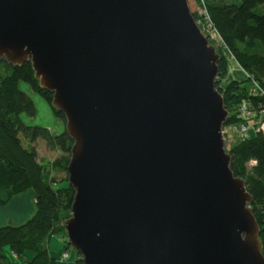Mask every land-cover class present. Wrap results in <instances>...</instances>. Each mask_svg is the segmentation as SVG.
I'll use <instances>...</instances> for the list:
<instances>
[{
	"label": "water",
	"instance_id": "1",
	"mask_svg": "<svg viewBox=\"0 0 264 264\" xmlns=\"http://www.w3.org/2000/svg\"><path fill=\"white\" fill-rule=\"evenodd\" d=\"M31 63L74 141L68 243L84 264H264L189 0H0V62Z\"/></svg>",
	"mask_w": 264,
	"mask_h": 264
},
{
	"label": "trees",
	"instance_id": "2",
	"mask_svg": "<svg viewBox=\"0 0 264 264\" xmlns=\"http://www.w3.org/2000/svg\"><path fill=\"white\" fill-rule=\"evenodd\" d=\"M205 2L209 18L228 50L264 92V14L257 12L260 6L264 7V0ZM198 4L199 0H189L190 8L195 7L191 8L194 19H198L201 9ZM220 61L218 77L224 81L229 74L228 62L222 57ZM21 83L28 84L48 104L53 99L52 93L39 88L31 63L14 68L4 59L0 62V207L31 191L36 202V214L31 220L21 227L0 228V264H58L50 255L49 243L72 217L75 191L68 179L59 182L54 175L67 172L74 141L66 132L57 135L47 128L24 125L23 115L35 118L37 114L36 104L21 91ZM215 84L229 112L226 128L245 122L238 113L242 103L249 104L256 114L264 109V96L253 95L245 84ZM53 113L67 124L63 112L53 109ZM40 141L51 152L60 153L59 158L48 165L40 161L35 147ZM229 153L232 171L246 181L247 192L253 199L252 212L260 225L264 247V133L260 130L255 137L238 142ZM77 255L75 264H84L80 253Z\"/></svg>",
	"mask_w": 264,
	"mask_h": 264
},
{
	"label": "rangeland",
	"instance_id": "3",
	"mask_svg": "<svg viewBox=\"0 0 264 264\" xmlns=\"http://www.w3.org/2000/svg\"><path fill=\"white\" fill-rule=\"evenodd\" d=\"M227 2L229 4L238 3V0H227ZM204 3H206L205 0H199L198 6L200 5L201 9L198 13V19H195L197 26L202 30L204 36L210 41V43L215 45L221 57L228 62L229 74L227 78L222 81L220 77L217 76L215 82L220 81L223 83L224 87H227L231 82L238 81L248 86V89L251 93H260L262 96H264V92L259 87V84L251 81L248 73L242 69V67L231 54L230 50H228L224 40L221 39L219 33L214 28L212 21L210 22L207 18L206 13L202 12V9L205 8ZM192 9H195L194 5ZM257 12L259 14H264V7L260 6L257 9ZM20 89L22 92L28 94L36 104V117L31 118L29 116L23 115L22 121L24 125H26L27 127L31 126L47 128L50 132L57 135L66 132V124L60 122L56 118L55 113H53L52 104H48L39 94L33 92L28 84L21 83ZM241 105L242 106L238 108V113L244 118L245 122L243 124L234 126L236 128L225 127L223 130L224 138L226 139L225 149L228 153L231 151V148L233 146L238 144V142L244 139L255 137L260 130H262V132L264 133V117L261 118L260 115H257L249 106V104L242 103ZM35 147L37 148L40 161L44 162L46 165L52 163V161H55L60 156V153L54 151L51 152L43 141L37 142L35 144ZM54 176L59 182H62V180L64 179H68L67 172L55 174ZM67 183L69 184V182ZM51 243H57V252H59L58 259L61 263L75 264L79 255H77L78 253L74 251L68 243V233H66L65 227L63 231L60 230L58 231V233H56V235L52 238Z\"/></svg>",
	"mask_w": 264,
	"mask_h": 264
},
{
	"label": "crops",
	"instance_id": "4",
	"mask_svg": "<svg viewBox=\"0 0 264 264\" xmlns=\"http://www.w3.org/2000/svg\"><path fill=\"white\" fill-rule=\"evenodd\" d=\"M35 193L27 192L19 197H15L6 207H0V228L21 227L32 219L36 214ZM50 255L57 259L58 264H63L58 259V245L49 243Z\"/></svg>",
	"mask_w": 264,
	"mask_h": 264
},
{
	"label": "built area",
	"instance_id": "5",
	"mask_svg": "<svg viewBox=\"0 0 264 264\" xmlns=\"http://www.w3.org/2000/svg\"><path fill=\"white\" fill-rule=\"evenodd\" d=\"M204 4H205V3H204ZM202 12H203V13H206L207 18H208L209 21L211 22V19L209 18V15H208V12H207V10H206V7L202 9ZM252 94L255 95V96H258V94H260V93H258V94H256V93H252ZM263 114H264V109H261L257 115H260V117L262 118V117H264ZM230 128H236V127L233 126V127H230Z\"/></svg>",
	"mask_w": 264,
	"mask_h": 264
}]
</instances>
